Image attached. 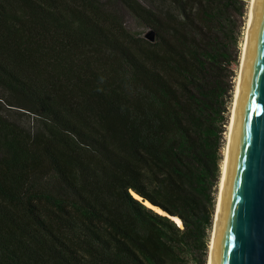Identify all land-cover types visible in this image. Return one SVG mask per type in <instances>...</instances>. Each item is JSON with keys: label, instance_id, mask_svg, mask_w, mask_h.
I'll use <instances>...</instances> for the list:
<instances>
[{"label": "trees", "instance_id": "trees-1", "mask_svg": "<svg viewBox=\"0 0 264 264\" xmlns=\"http://www.w3.org/2000/svg\"><path fill=\"white\" fill-rule=\"evenodd\" d=\"M114 2L0 0V264L206 263L245 0Z\"/></svg>", "mask_w": 264, "mask_h": 264}, {"label": "water", "instance_id": "water-1", "mask_svg": "<svg viewBox=\"0 0 264 264\" xmlns=\"http://www.w3.org/2000/svg\"><path fill=\"white\" fill-rule=\"evenodd\" d=\"M209 264H264V0L251 1Z\"/></svg>", "mask_w": 264, "mask_h": 264}, {"label": "rangeland", "instance_id": "rangeland-1", "mask_svg": "<svg viewBox=\"0 0 264 264\" xmlns=\"http://www.w3.org/2000/svg\"><path fill=\"white\" fill-rule=\"evenodd\" d=\"M105 2H110V3H115L114 1L116 0H102ZM140 2H144L145 0H139ZM251 1L252 0H245V12L244 15L241 19V25H240V32H239V36H238V59L236 63H233V68H234V73H235V77L233 79L234 81V91H235V86H236V82L238 81V75H239V69H240V63H241V50H242V44L245 40V34H246V24H247V20H248V14H249V9L251 7ZM117 5L118 8L120 9L121 13L124 16V21H125V26L128 30H130L131 32L134 33H138L141 36H145V34L149 31V28H147L146 26L143 25V23L135 16L132 14V12H130L125 6H123L120 2L117 1ZM234 91L232 94V101L230 103L229 106V113H228V122L226 125V130L223 133L224 134V143H223V147L221 149V153L222 156H224V151H225V147L227 145V136H228V124L230 123L231 120V114H232V108H233V101H234ZM9 106L0 98V114L1 115H5L7 117H9L12 120H15L21 124H23L26 127H31L33 125V116L32 115H28L26 113L20 112L18 110V108H8ZM223 160V159H222ZM222 165V164H221ZM221 177V175H220ZM220 181V180H219ZM218 193H219V182L218 185L216 187V202H217V197H218ZM215 210H216V206H215ZM215 215V213H214ZM214 226V218H213V224L211 226V228L209 229V237H208V255L206 256V263L208 264V259H209V255H210V242L212 239V233H213V227Z\"/></svg>", "mask_w": 264, "mask_h": 264}, {"label": "bare ground", "instance_id": "bare-ground-1", "mask_svg": "<svg viewBox=\"0 0 264 264\" xmlns=\"http://www.w3.org/2000/svg\"><path fill=\"white\" fill-rule=\"evenodd\" d=\"M249 12H250V9H249ZM248 18H249V14H248ZM247 23H248V20H247ZM246 29H247V24H246ZM246 35V34H245ZM243 46H244V42L242 44V50H241V57H242V51H243ZM236 87H237V82H236V86H235V91H234V99H235V93H236ZM233 105H234V101H233ZM232 105V106H233ZM232 111H233V108H232ZM231 117H232V114H231ZM230 123H231V120H230ZM230 123L228 124V129L230 128ZM228 134H229V130H228ZM227 141H228V136H227ZM227 147V145H226ZM226 147H225V151H224V156H223V160H222V165H221V177H220V181H219V191H220V185H221V178H222V172H223V166H224V159H225V153H226ZM136 198H141L140 196H138L136 193H132ZM218 197H219V193H218ZM218 197H217V202H216V210H217V204H218ZM145 204L151 208H153L155 211L161 213V214H167L165 211H163L162 209H160L159 207L151 204L150 202L148 201H145ZM216 210H215V215H214V223H215V216H216ZM171 218L173 220H175L179 225H181V221L180 219H178V217L176 216H171ZM214 227V226H213ZM213 235V233H212ZM211 243H212V239H211V242H210V248H211ZM210 252H211V249H210ZM209 261H210V255H209V259H208V264H209Z\"/></svg>", "mask_w": 264, "mask_h": 264}, {"label": "clouds", "instance_id": "clouds-1", "mask_svg": "<svg viewBox=\"0 0 264 264\" xmlns=\"http://www.w3.org/2000/svg\"><path fill=\"white\" fill-rule=\"evenodd\" d=\"M177 223V222H176ZM177 225H179L178 223H177Z\"/></svg>", "mask_w": 264, "mask_h": 264}]
</instances>
